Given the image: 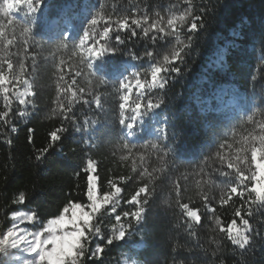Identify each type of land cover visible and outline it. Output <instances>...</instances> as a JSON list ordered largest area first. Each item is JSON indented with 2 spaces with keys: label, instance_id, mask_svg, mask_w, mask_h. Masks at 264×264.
I'll return each mask as SVG.
<instances>
[{
  "label": "trees",
  "instance_id": "1",
  "mask_svg": "<svg viewBox=\"0 0 264 264\" xmlns=\"http://www.w3.org/2000/svg\"><path fill=\"white\" fill-rule=\"evenodd\" d=\"M133 12L150 18L184 12L201 19L195 32L185 29L177 37L182 56L173 67L178 71L166 73L164 87L146 93L142 101L152 98L159 103L152 111L166 115L164 133L129 140L119 124L121 65L133 54L140 60L141 79L150 80L141 70L155 66L154 61L162 63L167 47L175 51V42L165 38L153 43L140 30L134 38L121 32L124 43L117 45L112 40L111 46L118 50L109 46L103 61L101 56L93 60L91 74L84 64L69 62H61L55 70L49 47L65 36L68 45H76L97 13L115 20ZM21 20L31 29L30 35L26 39L23 32L10 40L0 61H10L17 72L23 64L34 95L26 97L30 103L25 105L13 98L10 116L16 132L0 123V233L12 226L15 212H34L37 222L26 226L36 233L69 201L87 204L84 168L90 159L99 196L114 192L110 181L122 189L117 208L121 214L134 210L126 201L139 187L147 185L150 194L143 220L133 221L126 237L112 244L93 239L90 247L102 246L104 251L95 259L86 257L85 264H264V208L244 205L242 217L252 232L250 244L240 250L219 232L215 218L204 207L208 203L214 208L225 225L234 218L240 222V217H234L240 197L233 196L224 206L219 203L230 180L219 174L222 165L217 153L222 144L233 145L234 151L244 137L258 132V125L247 122L249 116L264 121V0H41L39 8L32 13L26 9ZM63 22L70 29L62 27ZM146 52L153 57H146ZM67 85L81 96L69 116L87 130L76 132L71 122H65L68 131L37 161L38 150L50 143L49 133L64 121L59 105L67 103ZM21 108L26 111L24 117L17 114ZM130 114L126 107V118ZM153 144L158 147L154 149ZM20 193L26 197L24 203H12ZM178 200L199 210L201 221L193 224L194 235H190L188 218ZM114 216L111 206L103 205L94 217L93 223L101 227L105 238L111 234Z\"/></svg>",
  "mask_w": 264,
  "mask_h": 264
},
{
  "label": "snow or ice",
  "instance_id": "2",
  "mask_svg": "<svg viewBox=\"0 0 264 264\" xmlns=\"http://www.w3.org/2000/svg\"><path fill=\"white\" fill-rule=\"evenodd\" d=\"M184 2L187 3V0H184ZM40 3L41 0H3L2 5H0V14L8 17L9 23H11V13L17 11L18 7L26 6L28 11L32 13L39 8ZM200 19L197 15L180 12L167 18L165 25L163 17L152 19L146 13L137 16L133 12L131 16L125 15L115 20L111 16L105 19V17L97 13L89 21L77 47L82 49L80 60L90 74L92 73V61L98 59L109 50L112 40H115L117 45L124 43V38L120 35L121 32L126 31L130 34L129 38H134L138 35L137 30H140L142 37L150 39L153 43L165 38H170L175 42V51L171 52L170 55H165L162 63L154 61L155 66L147 72L150 80H142L140 74L132 73L130 77L119 84V124L121 126L131 130L140 115L159 107V103L152 98H148L145 103H142L145 94L150 93L153 89H162L165 84L163 79L165 74L170 71H178L177 68L173 67L180 61L182 56V45L177 40V37L185 29L188 33L195 32ZM101 22H103L102 27H98ZM23 32L27 39L31 29L24 27ZM112 32L116 33L114 37L110 35ZM0 35H3V33H0ZM65 45L63 41L59 44L60 47ZM111 47L118 50L116 47ZM144 55L151 58L154 54L146 52ZM24 73L25 66L23 64L20 65V69L17 72L14 71V66L10 61H0V97L3 99L4 106V110L0 111V123H3L6 128H10L12 132L17 131V128L11 123L12 117L10 116L13 98L20 105H25L30 103L26 100V97L34 95V92L30 90V85ZM82 74V72L77 71V75ZM60 79L63 80L64 77L61 76ZM101 83H103L102 80ZM21 84L25 85L23 90L20 88ZM57 91L59 92V88ZM133 92H135L134 96L132 95ZM10 93L11 96L9 95ZM64 98L67 103L59 105L60 114L64 117V121L60 127L49 133L50 143L43 149L38 150V154L35 156L37 161H42L55 142L62 139L61 133L68 131L67 127L64 126L65 122H71L76 132L87 130L69 116L74 103L81 99L77 92L72 91V85L65 87ZM83 103L88 104L89 101L84 100ZM95 103L97 108H99V99ZM126 107L131 109V114L127 115V118ZM17 114L20 117H24L26 111L21 108L17 111ZM247 122L258 125V132L244 137L243 141L240 142V146L235 147L234 151L233 145L225 146L222 144L220 146L221 151L217 153L222 165L219 174L230 180L225 185V189H222L219 203L224 206L232 200L233 196L240 197L241 206L234 209V217L241 218L239 224L234 218L225 225L215 215V209L208 203L204 204V207L215 218V226L219 232L224 234L226 239L240 250H245L246 246L250 244L251 238L249 234L252 232L249 221L242 217V212L245 211L244 205L254 204L264 208V121H256L252 115L247 118ZM86 123L87 121H85ZM28 131L29 142H31L33 129L30 128ZM125 147L128 146L125 145ZM152 147L155 149L158 145L153 144ZM225 147L228 149L227 152L223 151ZM129 151H131L130 148ZM84 171L87 174V190L85 193L87 204L69 201L58 216L54 219H49L42 229L35 234L27 233L24 228L20 227V224L25 221L29 224L37 222L38 217L34 212L26 213L20 211L13 213L11 216L12 226L0 233V251L7 248L16 249L23 247L30 255H34L36 264H85L86 257L95 259L100 257L104 251L102 246L90 247L93 239H106L107 245L124 239L128 229L133 226L132 222L140 223L143 220L144 205L149 202L150 189L147 185L139 187L126 201L127 204L135 206L134 210H125L121 214L117 211V208L120 200L123 199L118 197L122 189L110 181L109 183L114 192L99 196L97 194L96 177L92 174L95 171V165L92 160L89 159L86 162ZM141 175L143 176L144 173H141ZM179 193L180 189L177 187V195ZM141 194H145L143 200L140 199ZM245 197H247V200H245ZM203 198L207 201L206 195ZM25 199L24 193H20L18 198L14 199L12 203L23 204ZM178 204L182 214L188 218L190 235H194L191 229L193 224H199L201 221L199 210L191 208L188 203H182L180 200H178ZM103 205H110L111 213L115 214V223L112 225L111 234L106 238L103 236L101 227L93 223L94 217ZM247 215H251V209H248ZM122 216L124 220H122ZM125 221H127V226Z\"/></svg>",
  "mask_w": 264,
  "mask_h": 264
},
{
  "label": "rangeland",
  "instance_id": "3",
  "mask_svg": "<svg viewBox=\"0 0 264 264\" xmlns=\"http://www.w3.org/2000/svg\"><path fill=\"white\" fill-rule=\"evenodd\" d=\"M2 3L3 0L0 1V5H2ZM20 7H18L17 11L11 13V17H12L11 23H9L8 17H5L2 14H0V33H3V35H0V55L6 52L5 48L10 40H14V38L16 39L18 37L20 38L21 37L20 35L23 34L24 24L22 23L21 17L25 15V10L28 8L26 6H20ZM163 18L165 20V25H166V20L169 17L163 16ZM152 19H158V18H152ZM62 27L70 29V24L68 22H63ZM61 41H63L66 44L64 47L59 46ZM78 43L79 41L76 43V45L73 46L68 45L65 36L63 40L57 42L56 46L49 47V49H52L50 51V55L52 56V63L55 70H57L61 62L62 64L67 62H69L70 64L73 63L75 66L83 65L80 60V54L82 52V49L77 47ZM171 52H172V48L167 47L166 51L162 55V58H160V61H163V57L165 55H170ZM150 69L145 68L141 70V72L147 73L148 71H150ZM133 94L135 95V92H133ZM26 224L27 222L25 221L20 224V227L24 228L27 233L35 234L27 228ZM0 259H2L3 264H36L34 255H30L23 247H19L16 249L7 248L3 251H0Z\"/></svg>",
  "mask_w": 264,
  "mask_h": 264
},
{
  "label": "bare ground",
  "instance_id": "4",
  "mask_svg": "<svg viewBox=\"0 0 264 264\" xmlns=\"http://www.w3.org/2000/svg\"><path fill=\"white\" fill-rule=\"evenodd\" d=\"M133 62L137 63L136 57H133ZM125 67L129 71V74H131L133 71L131 67L127 64H125ZM165 117V115L157 112H146L138 117L134 128L131 130L126 128L125 133L128 138L144 134H148L150 136L161 135L164 132L166 125Z\"/></svg>",
  "mask_w": 264,
  "mask_h": 264
},
{
  "label": "built area",
  "instance_id": "5",
  "mask_svg": "<svg viewBox=\"0 0 264 264\" xmlns=\"http://www.w3.org/2000/svg\"><path fill=\"white\" fill-rule=\"evenodd\" d=\"M136 62H138V59L136 58ZM149 115V114H148Z\"/></svg>",
  "mask_w": 264,
  "mask_h": 264
}]
</instances>
